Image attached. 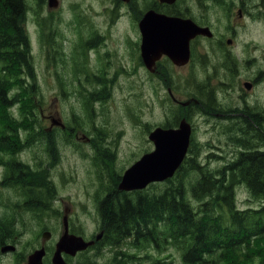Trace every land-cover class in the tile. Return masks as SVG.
Instances as JSON below:
<instances>
[{
  "label": "rangeland",
  "instance_id": "1",
  "mask_svg": "<svg viewBox=\"0 0 264 264\" xmlns=\"http://www.w3.org/2000/svg\"><path fill=\"white\" fill-rule=\"evenodd\" d=\"M25 1L23 26L33 63V78L29 80L37 86L41 102L37 113L39 130L45 129L49 136L17 128L21 140L30 135L32 141L15 156L33 172L47 173L57 201L48 212L22 216L11 209L0 211V225L8 233L0 235L1 241L8 242L20 233L17 254L0 253V264H24L38 238L41 240V233L47 231L44 227L51 232L48 245L53 244L62 231L64 215L84 238L94 236L97 199L112 186L117 175L153 149L147 134L155 127H175V120L186 118L193 127L190 149L196 160L209 169L225 165L241 147L234 140L240 120L230 124L217 117L207 118L203 112L188 115L187 107L182 105L191 87L188 68L177 69L162 60L149 71L141 62L137 23L139 13L152 0H55L53 7L48 6V0ZM210 14L213 16V12ZM260 27L246 24L244 30V42L248 44L243 45V54L257 57L255 61L251 57L242 59L244 76L253 70L264 71V61L260 59L264 53V24ZM94 34L100 37L95 44ZM250 95L247 102L264 109V82ZM235 97L232 92L217 94L222 104H234ZM0 113L5 118H20L16 105ZM55 119L62 126L51 122ZM1 157L8 160L11 156L0 154ZM3 171L0 165L1 176ZM13 190L0 188V193L7 201L14 200ZM257 204L244 187L236 188L238 209ZM13 219L15 227L10 228ZM125 250L142 260L150 253L166 264H182L177 249L170 245L161 250L153 246L144 251L129 247ZM111 251L105 249L100 255L89 250L67 257V262L111 264ZM131 261L137 263L136 259Z\"/></svg>",
  "mask_w": 264,
  "mask_h": 264
},
{
  "label": "trees",
  "instance_id": "2",
  "mask_svg": "<svg viewBox=\"0 0 264 264\" xmlns=\"http://www.w3.org/2000/svg\"><path fill=\"white\" fill-rule=\"evenodd\" d=\"M26 9L25 0H0V112L16 105L20 116L5 118L0 113V154L11 156L8 160L1 157L0 165L6 181L35 184L43 187L38 195L45 192L51 197L47 173L31 171L15 156L32 141L30 135L21 140L17 128L49 136L45 129L39 130L41 102L37 86L29 80L33 63L23 26ZM257 122L238 125L234 140L241 147L220 168H207L189 148L174 176L162 183L121 192L114 186L116 176L115 184L97 199L103 230L97 249L102 244L112 249L111 264H166L150 253L142 260L125 250L144 251L151 246L161 250L164 245L177 249L182 264H264V130ZM240 186L257 199V206L237 208L235 190ZM41 203L39 198L42 209L49 205ZM135 259L137 263L131 261Z\"/></svg>",
  "mask_w": 264,
  "mask_h": 264
},
{
  "label": "flooded vegetation",
  "instance_id": "3",
  "mask_svg": "<svg viewBox=\"0 0 264 264\" xmlns=\"http://www.w3.org/2000/svg\"><path fill=\"white\" fill-rule=\"evenodd\" d=\"M148 10L168 17L190 20L196 27L209 30L211 33L210 37L197 35L191 39L189 60L185 65L172 64L177 69L188 68V73L192 78L186 101L188 113L200 115V112H203L207 114V118L217 117L231 121L230 124L238 119L241 123H237L245 126L258 120L257 123L264 127V109L247 102L253 90L263 84L264 71L253 70L244 76L240 69L242 59L251 57L255 61L257 58L249 53L243 54V45L248 44L244 42L246 39L244 30L246 24L258 28L264 24V0H176L172 4L152 0L145 7L144 12ZM210 12H213V16ZM94 38L98 40L100 37L94 34ZM260 59L264 61V53L260 55ZM162 60L169 61L166 56H162L159 61ZM196 74L200 75L199 79L196 78ZM242 76L244 78H241ZM220 91H225L226 94L235 93V103L231 104L226 101L222 104L219 102L217 94ZM117 177L119 178L116 184L114 181L112 183L115 187L120 181V176ZM30 196L26 197L23 192L18 198L24 205H36L31 202ZM33 200L36 203L39 202V198ZM44 204L41 203V205ZM96 217H98L97 212ZM3 230L4 228L0 225V232H2L0 235H8ZM100 232L102 229L97 222L95 233ZM16 240L17 237L13 235L8 243L17 244ZM48 250L49 246H46V256Z\"/></svg>",
  "mask_w": 264,
  "mask_h": 264
},
{
  "label": "water",
  "instance_id": "4",
  "mask_svg": "<svg viewBox=\"0 0 264 264\" xmlns=\"http://www.w3.org/2000/svg\"><path fill=\"white\" fill-rule=\"evenodd\" d=\"M127 1V0H122ZM172 3L174 0H161ZM56 5L55 0H48V6ZM141 34V57L145 66L150 69L154 62L162 55H167L176 65H183L188 61L189 40L195 34H207L206 30L197 29L187 20L166 18L148 11L138 23ZM191 128L183 119L177 128L157 127L148 134L153 144V150L143 154L129 168H127L118 184L120 191L141 190L151 183L162 182L171 178L182 164L190 142ZM49 233H44L47 239ZM99 238V237H98ZM93 241L86 242L79 236L68 234L67 223L64 221V233L55 246L52 257L53 264H66L61 253L74 256L76 252L86 249ZM13 250V247L2 248V252ZM43 250L35 251L28 257V264H42Z\"/></svg>",
  "mask_w": 264,
  "mask_h": 264
}]
</instances>
